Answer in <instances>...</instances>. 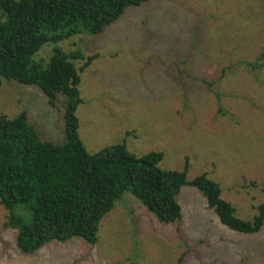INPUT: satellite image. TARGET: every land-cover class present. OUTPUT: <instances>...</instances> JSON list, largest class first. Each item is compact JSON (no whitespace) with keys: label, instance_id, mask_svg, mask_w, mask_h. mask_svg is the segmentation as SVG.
<instances>
[{"label":"rangeland","instance_id":"obj_1","mask_svg":"<svg viewBox=\"0 0 264 264\" xmlns=\"http://www.w3.org/2000/svg\"><path fill=\"white\" fill-rule=\"evenodd\" d=\"M57 47L98 55L81 73L76 112L90 155L121 144L138 157L163 152L162 169L184 171L188 163V181L206 175L239 218L253 219L264 201V62H248L264 52V0H150L101 34ZM53 48L46 44L34 60L47 65ZM22 111L44 141L65 143L64 96L52 107L40 88L5 81L0 114ZM177 200L182 219L165 224L127 192L102 220L95 245L54 241L29 255L17 231L5 228L0 204V264H178L182 257V264H264V227L254 235L230 230L190 186Z\"/></svg>","mask_w":264,"mask_h":264},{"label":"trees","instance_id":"obj_2","mask_svg":"<svg viewBox=\"0 0 264 264\" xmlns=\"http://www.w3.org/2000/svg\"><path fill=\"white\" fill-rule=\"evenodd\" d=\"M148 1L0 0V88L5 81L38 87L52 107L58 95L65 97L63 144L44 141L25 111L15 117L0 114V204L7 212L4 226L17 231V245L25 255L54 241L78 238L95 245L102 220L127 192L161 223L181 221L177 197L190 186L204 194L230 230L254 235L264 227V201L255 207L251 221L243 220L222 198L218 183L206 175L188 181V163L184 171L164 170L163 152L138 157L121 144L90 155L81 142L76 116L81 73L98 55L65 52L57 45L81 34L99 35L128 8ZM46 44L54 48L44 65L34 58ZM77 61L83 66L78 68ZM263 62L264 52L248 64L258 67Z\"/></svg>","mask_w":264,"mask_h":264}]
</instances>
